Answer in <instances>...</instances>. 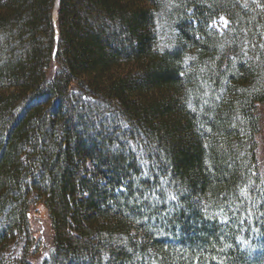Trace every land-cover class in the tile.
<instances>
[{
	"label": "trees",
	"instance_id": "16d2710c",
	"mask_svg": "<svg viewBox=\"0 0 264 264\" xmlns=\"http://www.w3.org/2000/svg\"><path fill=\"white\" fill-rule=\"evenodd\" d=\"M0 264H264V0H0Z\"/></svg>",
	"mask_w": 264,
	"mask_h": 264
},
{
	"label": "rangeland",
	"instance_id": "374dc122",
	"mask_svg": "<svg viewBox=\"0 0 264 264\" xmlns=\"http://www.w3.org/2000/svg\"><path fill=\"white\" fill-rule=\"evenodd\" d=\"M24 242L25 241L23 238H17L16 242L11 243L7 251L14 256H18L21 252Z\"/></svg>",
	"mask_w": 264,
	"mask_h": 264
},
{
	"label": "bare ground",
	"instance_id": "6f19581e",
	"mask_svg": "<svg viewBox=\"0 0 264 264\" xmlns=\"http://www.w3.org/2000/svg\"><path fill=\"white\" fill-rule=\"evenodd\" d=\"M57 16H58V5H55V8H54V20L55 21L57 19ZM56 38H57V34H56Z\"/></svg>",
	"mask_w": 264,
	"mask_h": 264
}]
</instances>
